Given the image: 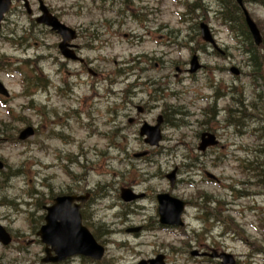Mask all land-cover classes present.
Segmentation results:
<instances>
[{"label": "rangeland", "instance_id": "rangeland-1", "mask_svg": "<svg viewBox=\"0 0 264 264\" xmlns=\"http://www.w3.org/2000/svg\"><path fill=\"white\" fill-rule=\"evenodd\" d=\"M183 1L186 0H133L135 7H143L140 20L115 19L124 24L111 38L103 27L97 29L105 33L102 50L85 49L81 53L96 70L109 71L112 77L117 76L118 67L127 65L130 55L145 53L152 59L163 58L157 70H145L147 66L153 67L154 63L143 62L139 73L134 70L128 78L117 76L115 80L119 81H112L113 88L122 96V103H115L114 112L109 114L113 118L110 124L119 126L112 132H107V125L99 119L93 123L96 132L92 133L89 129L92 128L91 118L87 119L81 112V108L85 109L84 112L93 110L95 115L105 112L106 104L93 97L97 94L94 87L88 89V85H79L61 98L51 87L46 91L33 90L31 85L25 88L23 76L10 67L0 66V81L9 91L7 98L0 95L5 102L0 103V130H4V139L0 141V160L3 162L0 169V224L13 236L9 245H0V264H101L105 259L118 264H137L140 259L158 253L165 255L167 264H214L199 262L190 256L192 249L205 245H214L234 254L237 264H264V250L256 247H264V194L250 184V179L245 182L248 172L241 163L242 159H250L254 154L264 162V84L257 85L250 75V67L233 33L210 13L204 21L209 24L223 54H214L210 46L202 44L197 27L192 25L194 21L179 15L184 12L180 4ZM17 2L14 3L23 4L22 0ZM28 2L32 10L37 11L38 1ZM43 2L61 21L75 28L93 23L99 25L101 17L111 18L113 15L98 10L91 0ZM202 2L210 9L216 6L213 0ZM245 6L259 27L264 49V7L251 1ZM142 18L147 20L145 25L149 26L148 29L152 28L157 33L153 36L145 34L140 22ZM8 19L2 24V34L12 30L18 32L27 26L25 14L22 18L12 15ZM116 28L112 26L110 32ZM125 33L127 38L123 36ZM37 35L40 36L34 42L36 45L26 51L0 37V56H5V62L14 66L21 58H27L26 55L41 56L43 59L38 61V66L43 70L42 76L46 74L56 82L60 77L55 71L59 69L61 60L56 50L60 39L46 32ZM150 36L159 38L163 48L150 40ZM171 39L175 41L170 42ZM194 51L198 52L203 67L190 76L186 69ZM114 61L120 62L119 65L114 66ZM18 64L29 74L28 67ZM174 65L181 66L183 71L177 73ZM231 66L239 68V75L229 72ZM63 70L64 67L61 68ZM138 74L158 76V89L154 90L152 83L134 84L143 80L142 76H136ZM93 82L90 77L86 82L81 81L86 84ZM219 89L222 95L214 98V90ZM150 92H153V101L148 102L147 111L129 124L128 115L138 114L134 104H141L149 98ZM115 101L119 102V98ZM164 102L178 105L182 110V113L167 119L179 125L163 122L162 140L154 147L151 158H133L134 152L148 149L138 135L139 127L144 122L154 124ZM30 103H34L32 109L26 107ZM110 103L113 108L114 103ZM212 103V115L206 120L203 108ZM166 108L163 105L165 112ZM228 108L235 112L227 114ZM238 109L248 113L246 120L234 127L229 122L239 119ZM73 110H78L79 123L65 114ZM179 121L184 123L180 125ZM27 125L34 127V135L14 142L19 131ZM203 126L215 132L219 140L206 156L196 150L197 134L205 130ZM222 153L226 157L214 165ZM192 157L197 164H189ZM174 166L178 172L171 187L164 175ZM66 170L77 178L72 179ZM206 173L215 175L217 181L208 180ZM120 187H131L135 192H143L144 196L135 202L125 203L118 197ZM86 188L94 194L93 200L85 205L86 221L91 226L90 230L96 228L99 231L98 239L105 247L103 258L91 262L74 256L60 263H44L43 246L35 235L43 223L42 206L48 205L57 194ZM161 191L189 203L182 227L159 226L155 194ZM202 192L211 199L220 200L209 203V206L221 221L214 220L209 213L202 219L198 218L201 215L198 200ZM137 226H142L138 233L128 231Z\"/></svg>", "mask_w": 264, "mask_h": 264}, {"label": "water", "instance_id": "water-1", "mask_svg": "<svg viewBox=\"0 0 264 264\" xmlns=\"http://www.w3.org/2000/svg\"><path fill=\"white\" fill-rule=\"evenodd\" d=\"M242 7L246 25L251 33L255 44H259L262 40L260 31L250 17L247 9L243 6L242 0H236ZM10 0H0V20L3 14L8 10ZM43 11L42 15L36 20L50 26L51 29L56 30L61 35V42L59 48L61 53L69 58H76L73 51L68 49L67 41L75 37V30L61 23L58 18L49 13L46 7L40 6ZM201 38L204 41L210 42L215 46L214 39L210 32L208 25L205 22L199 24ZM189 72H195L200 63L196 54L192 55L189 61ZM233 74H238L237 67H230ZM0 93L8 95L7 90L0 82ZM161 117L157 118L155 125H148L144 123L139 130L140 135H145L144 141L150 145H157L161 139L160 132ZM33 133L31 126L23 128L19 133V138L24 139ZM216 143L215 136L209 132H203L200 135L199 149H205L206 146ZM141 154V153H140ZM139 155V154H136ZM2 163L0 162V168ZM175 169L168 175L171 184L174 182ZM120 196L125 201H131L141 196V194L133 193L129 188H122ZM88 194L85 195H60L54 199L52 205L46 207V214L44 216L45 223L41 225L37 231L41 241L45 244L46 256L43 258L45 262H58L62 261L72 255H83L93 259H100L104 253V247L99 244L92 233L81 223L79 209L82 203L87 199ZM157 199V212L159 222L167 225H182L181 214L184 209L185 202L171 196L169 193H158ZM76 201H79L77 203ZM139 228H133L131 231H137ZM11 240L9 233L0 225V242L7 244ZM53 252V254L51 253ZM197 250H193L191 255H195ZM212 257L221 258V264H233V255L227 252L219 254L212 253ZM137 264H166L164 262V255L157 254L153 258L142 259Z\"/></svg>", "mask_w": 264, "mask_h": 264}, {"label": "trees", "instance_id": "trees-1", "mask_svg": "<svg viewBox=\"0 0 264 264\" xmlns=\"http://www.w3.org/2000/svg\"><path fill=\"white\" fill-rule=\"evenodd\" d=\"M92 2H101L99 3V5L101 6V4L103 3L104 8H109V9H114L117 8L118 4L121 2V8L122 11L125 9V6L128 5L129 0H91ZM199 0H195V1H186V5H185V9L187 11V13L195 14V18H197L199 16V14H201L202 12H204V6L198 3ZM254 2L257 3L258 5H261L264 7V0H243V2L246 4L247 2ZM216 6L214 7L213 10V14L214 16L223 24H225L227 26V28L229 29V31H231L233 33V35L235 36V40L238 41V43H240V51L241 53L244 55L245 57V61L247 62L248 66L250 67V71H251V76L254 77V80L257 81V85L259 84H264V49L262 47V44L259 46L254 45V43L252 42V39L250 37V34L247 30L246 24L244 22V18L242 15V12L240 10V7L234 2V0H214ZM104 3H108L107 5H104ZM201 11V12H200ZM143 12H140L139 18L141 16ZM132 15H137L136 13H132ZM137 15V16H138ZM196 25V23H195ZM97 29L93 30L96 31ZM93 41H95V38H93ZM129 59H132V63L131 65L134 66V60H136L135 56H131ZM0 64L1 65H6L5 62H3L2 57H0ZM25 65H28L27 62L24 63ZM0 65V66H1ZM18 67H21L18 63L15 64ZM14 66V68L18 71L21 72V74H23V82H25L26 87L25 88H29L30 87V80H29V74H27L26 72L22 71L20 68ZM3 67V66H1ZM137 67V66H136ZM36 78H35V84L34 87H40L41 89H45L46 90V84L47 81L43 80L37 73L35 74ZM233 91H237V90H233ZM217 92V93H216ZM26 93V91L24 92ZM222 95L220 89L219 90H214V98L218 97ZM31 101V100H30ZM262 101H264V98L262 97ZM26 107H30V109H32L34 107L33 103H30L28 106ZM213 104L210 105L206 111H204V115L206 116V120H208L211 115H212V111H213ZM173 113L177 112V111H182L180 109V107L178 105H174L173 104ZM230 108L227 109V114H233L235 111L230 112L229 111ZM239 111V119L236 120H232V121H236L237 120H241L244 119L247 116L248 112H245L244 109H238ZM230 121V122H232ZM171 124H174V122L169 121ZM180 125H182L184 122L179 121ZM179 125V124H176ZM6 130V127H4ZM203 129H208L206 126H203ZM3 129L0 130V135L2 136L3 133ZM14 141L16 140V137L14 138ZM261 151V150H259ZM103 151H101L102 153ZM257 155H252V157L250 159H242L241 163H243V168L246 172H248L249 177H251L250 179V184H253V186L258 187L260 193L264 194V162L263 160L260 158H257ZM246 175V176H247ZM252 175V176H251ZM245 176V178H246ZM248 179H245V182ZM72 190H69L68 192H71ZM211 201V198L208 194L202 192L199 195V200H198V205L200 206L202 204V207L204 208V204H207ZM206 210V209H205ZM82 214V218L83 221L87 223L86 221V209H83L81 211ZM206 215V214H204ZM201 215V218H204L205 216ZM41 217V216H40ZM39 217V218H40ZM89 225V224H88ZM90 226V225H89ZM230 230H234V228H231ZM94 233V235L98 238L99 236V231L98 229H93L92 231ZM256 247H260L261 249L264 250V247L262 245H257ZM84 260H86L85 258H83ZM91 261V260H89ZM105 263L103 261H101V264H118L116 261L113 262V260H109V259H105L104 260Z\"/></svg>", "mask_w": 264, "mask_h": 264}, {"label": "flooded vegetation", "instance_id": "flooded-vegetation-1", "mask_svg": "<svg viewBox=\"0 0 264 264\" xmlns=\"http://www.w3.org/2000/svg\"><path fill=\"white\" fill-rule=\"evenodd\" d=\"M14 1H18V0H14ZM19 7L20 6L17 4V9ZM19 9H20V11L25 12L24 10H22V8H19ZM37 13H38L37 11L31 10V12L29 14V17L34 18ZM105 28L108 29L109 37L113 36V34H115L117 32V31L110 32V30L112 28L111 25L110 26L105 25ZM95 29L96 28L93 27V24H91V26H78L76 28L77 38L72 42L73 45H74L73 49H74L75 53L82 59V61H77V62L74 63V66L78 65L76 68H74V66L71 65V63L69 61H67V60H62L60 65L64 66V70H65L66 74L70 75V76H73L75 74L74 70L78 71V73H84V71H85L86 73H90L91 74V76L93 77V81H94L92 83V86L94 87V90L97 91L96 92L97 94H96V96H94V98H96L99 103H101V104L105 103L106 104L105 112L103 113L104 117H102L101 120L104 122L105 125H107V127H108L107 132H112V129L119 128V126L115 127V126H112L110 124L113 121V118L109 116L110 113L114 112V110H115L114 108H116L114 106L115 105V100L113 98L114 88H113L112 81H114V78L111 76V72H109V71L105 72L103 70H96L92 66L91 61L88 58H85L84 56L81 55V53L85 49L98 50L99 51V46H97V45H93V47H90V44L84 45V42H88L89 43V39L91 37H94V36L98 37L99 36V34L96 32L97 30L93 31ZM151 31H153V30H151ZM30 33H31V35L34 34V29L33 28L31 29ZM147 33H150V32L148 31ZM141 57H142L144 62L151 61V62L154 63L153 67L151 65L147 66V67L144 68L145 70H149V69L157 70L158 69L157 65L159 66V61H162V59H163V58H159V57H156L155 59H152L153 58L152 56L147 55L145 53H142ZM174 68L178 72L183 71L181 66L174 65ZM130 75H131V70L126 69L125 72H120L119 78L120 77L128 78ZM139 75L142 76V79H143V80H140L141 84L152 83L153 85H155L154 90L158 89V85H157V81H158V78H159L158 76H154L152 74H148L147 76L146 75L143 76L142 74H138L136 76H139ZM139 78H141V77H139ZM154 90H153V92H154ZM153 92L148 93L149 98H147L145 101H141V104H137V103L134 104L138 114H136L135 116H129L130 115L129 114L128 115V119H127V121L129 123L136 122L137 119L140 116V113H142L144 111H147L148 102L153 101V97H152L153 96ZM111 101L114 103L113 104V108L110 107V105H111L110 102ZM120 103H122V100L120 101ZM166 109H167V112H165L163 110V105H162L161 115H162L163 121L167 120L168 118H171L172 115H173V110H172L173 107H172V105H169ZM81 112L86 114L87 119L91 118V121L94 122V123H95L96 120L100 119L99 115H95L93 113V110L86 111L88 113L87 114L86 112H84L83 108H81ZM75 113H78V110H75ZM200 249H202L203 251H207V252L211 251L212 249H214L217 252L220 250L219 247H216V246H213V245H206L205 247H201ZM207 259H209V256L207 254H205V256L202 258V261H207Z\"/></svg>", "mask_w": 264, "mask_h": 264}]
</instances>
